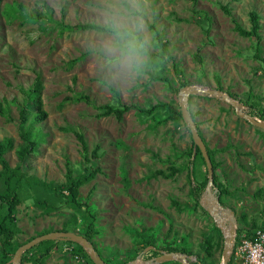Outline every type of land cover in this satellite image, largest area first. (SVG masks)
Returning <instances> with one entry per match:
<instances>
[{
	"label": "rangeland",
	"instance_id": "1",
	"mask_svg": "<svg viewBox=\"0 0 264 264\" xmlns=\"http://www.w3.org/2000/svg\"><path fill=\"white\" fill-rule=\"evenodd\" d=\"M251 11L260 16L259 44L234 30L235 21L250 28ZM36 12L43 16L33 17ZM140 13L163 35L169 54L162 52ZM77 23H95L111 31L68 28ZM113 29L134 31L145 46L141 62L126 68L122 58L116 59L118 52L105 48L117 38ZM36 73L41 74L45 116L34 122L40 139L37 149L20 161L19 108L35 111L26 93ZM186 86H221L237 101L264 111V0H0V102L6 112L0 114V140H12L6 158L12 167L20 163L28 174L19 190L16 241L21 245L63 225L79 233L92 212L97 230L93 241L113 263L135 259L144 249V238H152L158 254L166 243L189 247V264L195 254H205L204 239L214 217L194 208L189 190L206 165L192 159L191 133L183 117L168 118V106L180 111L178 97ZM81 94L88 102L77 100ZM189 96L188 111L220 162L229 190L220 203L235 217L245 214L247 225L236 218V228L251 227L252 221L259 224L264 219V130L238 116L227 101L202 93ZM106 103L130 108L120 121L113 115L97 117L98 106ZM243 110L251 113L256 108L245 105ZM72 128L83 133L89 161ZM66 161L74 174L100 169L79 188V208L52 191L60 185L67 193ZM169 165L179 168L173 177L152 176L158 169L168 171ZM41 199L60 208L46 214L36 203ZM171 199L180 203V210ZM225 223L229 227L227 218ZM214 240L209 250L217 263L223 246L220 249ZM70 242L59 240L44 264H90ZM47 244L25 250L23 264H38L34 259ZM236 246L234 238L230 264L238 262ZM151 257V249H146L140 261Z\"/></svg>",
	"mask_w": 264,
	"mask_h": 264
},
{
	"label": "trees",
	"instance_id": "2",
	"mask_svg": "<svg viewBox=\"0 0 264 264\" xmlns=\"http://www.w3.org/2000/svg\"><path fill=\"white\" fill-rule=\"evenodd\" d=\"M9 9H14L11 6H8ZM222 9L225 11L226 14H231L230 10L226 6H222ZM35 18L42 17V13H34L31 14ZM31 16V17H32ZM140 16L146 21L147 27L152 30L155 34V39L157 40L158 44L161 47V50L164 54H169V50L167 49V44L164 41L163 35L159 32L158 28L148 21L146 15L144 13H140ZM250 28L246 29L243 26H241L237 21H235L234 24V30L238 32L239 35L245 36V37H254L259 44L261 41V35L259 33L260 30V16L255 12H250ZM62 24V23H61ZM79 28V29H95L98 31H111L108 27L95 24V23H77L73 26H68V28ZM112 31L116 32V29H113ZM140 38V37H139ZM256 49L258 50L259 47L257 45ZM151 78H154V76H150ZM183 85H187L185 82ZM42 83H41V74L36 73L35 80L33 83V86L30 87L27 90L26 93V99L29 100L34 108L35 111H31L27 106H22L19 108V121H18V132L21 138V144L17 147V154L20 161H23L25 156L37 149V146L39 144V137L36 132H34V122L42 120V118L45 116V112L42 109V101H41V91ZM218 89L223 90L221 86H218ZM114 94L116 97H119L118 92L114 90ZM230 96L235 98V96L231 93H228ZM191 97V96H189ZM77 100H85L88 102V97L86 95H78ZM244 105L250 106L252 109L256 110L252 111L250 114L259 117L260 119L264 120V111L257 108L254 103H249L248 101L244 102ZM130 108L129 105L126 104H120L119 106H113L111 104H102L98 106L99 111L97 112V117L102 116H108L113 115L117 120H122L123 114L128 111ZM168 110H170V113L168 115V118H170L173 121H177L181 119L182 115L180 111L173 110L170 106H168ZM0 114L5 115V109L3 107V103L0 102ZM191 116L194 118V114L191 113ZM78 139L81 150L85 156V159L89 161V158L87 156L88 152V144L86 142V139L81 131H77L75 129H71ZM191 151L190 154L192 155L193 160H199L203 165H205L204 159L201 155V152L199 151L198 147L194 145L193 140L191 138ZM206 145V143H205ZM12 147V140L10 138H5L0 140V243H1V254H0V264H6L9 262L17 247L20 246V243L16 241V234L18 232V227L16 225V211L17 206L21 202V197L19 195V190L24 184V182L28 181V174L21 169V164L18 163L14 167H12L9 163V161L6 158V152ZM192 148H194V152H192ZM98 146H96L92 150V157H97V151ZM207 153L210 158V161L212 163L213 168V184L217 188V192L219 194V200L221 202L222 195L229 194V190L226 186L225 177L223 173L219 171L220 162L215 159L214 153L207 148ZM192 152V153H191ZM244 154L249 155V152H245ZM192 162V161H191ZM168 171H164L161 169H158L152 173V176L160 175L165 178L173 177L176 172H178L179 168L175 167L174 165H169L167 167ZM98 167L91 168L88 173H78L74 174L72 167L69 165V161H66V171H65V182L63 184L64 188L66 189L67 193L64 194L62 190L60 189V185L56 186L55 188H52V191L56 197L64 199L65 203L68 204L71 207L79 208L82 206V203L79 201V188L84 185L85 183H88L92 179L95 178L97 172H99ZM194 171H188V177L189 179L194 175ZM202 177L200 180H198L189 190V196L192 201V204L195 207H198L201 209L202 212H204L206 215H208L207 211L200 205V196L206 186L207 183V168L204 170L203 174H201ZM259 194V191L257 192ZM37 205H40L43 208V211L46 214H50L51 212H55L60 208L59 204H52L48 202L45 199H41L36 201ZM171 203L177 208L181 209L180 203L175 200L171 199ZM237 222L243 221L244 225H247V220L245 214H242L241 216H237ZM95 220V214L92 212H89V218L86 220L85 227L83 231H79V233H82L96 248L100 256L108 263V264H124L125 261L121 263H113L109 259L105 258L99 249L96 247L95 242L93 241V237L96 235L97 230L95 229L94 225ZM76 221V216L74 215V222ZM75 224V223H74ZM254 227H261L264 228V219L258 224L254 221L251 222V227H237L236 228V236H235V243H237L240 239V237L243 234L249 233L250 229ZM69 225H63L58 230L63 231H69L73 230ZM52 230H46L44 233H47ZM43 233V234H44ZM215 237V243L216 245L220 244V249H222L223 246V234L220 230V228L215 224L213 221L209 227V234L204 239V243H206V253L205 254H195V261L191 264H219L220 260L216 263L212 257V254L210 252V248H212V239ZM33 237H30L28 240L32 239ZM27 240V241H28ZM59 240H43L36 245H34L32 248L37 247L39 245H42L43 243H48L44 249H42L38 255V258H35V262L38 264H44V260L47 256H49L50 252L54 248L55 244H57ZM73 243L75 246V251L79 254H82L84 257L88 259V263L94 264L92 260L89 258L87 252L82 248L81 245ZM141 248H145L149 245H153L155 248L156 245H154L152 238H144L141 242ZM208 247V248H207ZM162 250L165 251H176L185 254L186 256L193 254L192 250L185 246V245H173L170 243H166L164 247H162ZM27 251V250H26ZM23 252V255L21 257V264L25 261V252ZM151 255L155 256L158 255V251L156 249L151 250ZM231 258L228 260L227 264H230ZM9 264V263H8ZM160 264H182L179 261H164Z\"/></svg>",
	"mask_w": 264,
	"mask_h": 264
},
{
	"label": "water",
	"instance_id": "3",
	"mask_svg": "<svg viewBox=\"0 0 264 264\" xmlns=\"http://www.w3.org/2000/svg\"><path fill=\"white\" fill-rule=\"evenodd\" d=\"M202 93L209 96H213L216 98H220L224 101H227L230 105L233 106L235 112L238 116L247 119L251 124L261 128L264 130V120H261L250 113L243 110L245 105L232 96L227 94L226 92L215 89V88H203L201 86H186L183 88V93L179 95V104H180V112L187 123L191 138L195 146L198 147L201 155L204 159L206 168H207V183L203 193L200 196V205L214 217V221L216 225L220 228L221 232H223V227L227 226L226 223H222L221 220L228 219L229 220V232L228 235L224 238L223 243V250H222V259L220 264H227L230 256V250L234 243V238L236 234V217L235 213L232 209H228L220 203L219 194L217 192V188L213 184V168L210 158L207 153L206 145L204 143L203 138L199 134L196 123L192 116L190 115L188 108L186 106L187 97L190 94H197ZM51 239H59L64 241H71L75 242L82 246V248L87 252L89 258L93 261L94 264H108L98 253L94 245L83 235L80 233H76L73 231H63V230H56L47 232L41 235H37L32 239L26 241L25 243L21 244L15 251L11 262L12 264H20L21 256L23 252L32 246L36 245L37 243L43 240H51ZM146 249H156L153 245H149L143 249L141 253H139L135 259L125 263V264H160L164 261H169L173 259H179L183 264H189L186 258V255L176 251H162L159 250V254L151 257L147 261H140L141 255L144 253Z\"/></svg>",
	"mask_w": 264,
	"mask_h": 264
},
{
	"label": "clouds",
	"instance_id": "4",
	"mask_svg": "<svg viewBox=\"0 0 264 264\" xmlns=\"http://www.w3.org/2000/svg\"><path fill=\"white\" fill-rule=\"evenodd\" d=\"M116 39L105 43V48L110 53L118 52L116 59L122 58L123 66L131 68L142 60V53L144 51V43L139 41L132 30L124 32L116 31Z\"/></svg>",
	"mask_w": 264,
	"mask_h": 264
},
{
	"label": "built area",
	"instance_id": "5",
	"mask_svg": "<svg viewBox=\"0 0 264 264\" xmlns=\"http://www.w3.org/2000/svg\"><path fill=\"white\" fill-rule=\"evenodd\" d=\"M234 255L238 258L237 264H264V228L254 227L243 234Z\"/></svg>",
	"mask_w": 264,
	"mask_h": 264
},
{
	"label": "bare ground",
	"instance_id": "6",
	"mask_svg": "<svg viewBox=\"0 0 264 264\" xmlns=\"http://www.w3.org/2000/svg\"><path fill=\"white\" fill-rule=\"evenodd\" d=\"M221 222H222V223H225V219H224V220L222 219ZM223 228H224V232H225V234L228 235L229 227H227V226L225 227V226H224Z\"/></svg>",
	"mask_w": 264,
	"mask_h": 264
}]
</instances>
